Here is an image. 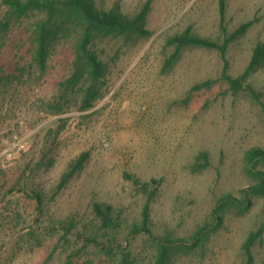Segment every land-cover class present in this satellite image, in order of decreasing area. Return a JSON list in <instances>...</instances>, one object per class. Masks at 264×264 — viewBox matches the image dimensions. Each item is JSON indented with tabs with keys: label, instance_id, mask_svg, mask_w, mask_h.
<instances>
[{
	"label": "rangeland",
	"instance_id": "obj_1",
	"mask_svg": "<svg viewBox=\"0 0 264 264\" xmlns=\"http://www.w3.org/2000/svg\"><path fill=\"white\" fill-rule=\"evenodd\" d=\"M146 2L149 36L94 39L106 72L102 97L87 110L76 96L59 98L60 83L73 71L72 26L59 30L62 18L54 22L42 68L34 33L41 15L7 17L0 38V264H116L117 246L108 254L79 237L93 221L95 201L115 209L122 223L117 243L133 263L150 264L154 249L147 237H127L146 197L126 175L158 181L149 216L155 233L188 241L198 227L213 230L204 244L173 252L167 264L246 263L242 244L264 221V198L252 197L246 210L229 208L220 220L212 210L223 194L240 197L254 183L245 155L264 149L262 107L249 91L229 90L215 49L186 47L167 65L174 51L167 38L188 29L222 43L248 23L225 55L227 73L236 77L264 42V0H95L98 7L116 3L127 15ZM5 13L0 0V18ZM208 79L215 81L210 88H193ZM247 83L264 101V64ZM59 100L58 112L50 104ZM82 153L88 154L82 169L58 188ZM257 167L264 171V164ZM71 219L76 226L66 238L58 222ZM251 254L252 264H264V233Z\"/></svg>",
	"mask_w": 264,
	"mask_h": 264
},
{
	"label": "trees",
	"instance_id": "obj_2",
	"mask_svg": "<svg viewBox=\"0 0 264 264\" xmlns=\"http://www.w3.org/2000/svg\"><path fill=\"white\" fill-rule=\"evenodd\" d=\"M6 8L5 16L0 18V38L7 29V17L16 15L24 17L28 12H37L40 18L35 22L34 33L37 42L36 58L43 68L47 58L49 41L55 35L54 22L60 20L57 26L59 30L64 28L67 23L73 28V71L66 79L60 83L59 98H66L72 95L81 110H87L94 106L95 102L102 97L100 89L102 79L105 76L106 67L93 49V41L98 35H137L147 37L150 31L145 28V18L149 10V2H146L141 9L133 15H127L120 11L118 5L112 7H98L95 0H2ZM221 14H223L221 8ZM248 23L241 25L236 31L227 36L222 43L192 34L188 29L180 34L167 38V44L174 47L171 57L166 61H171L179 54L180 50L186 47H200L215 49L219 51L224 63L223 79L228 83V88L234 94L239 91H249L254 100L262 107L264 113V101L261 100V93L257 92L247 79L250 74L264 64V42L258 43L252 50L250 60L242 73L233 77L227 73V61L225 58L229 44L242 34L247 28ZM214 80L208 79L194 85L195 90L210 88ZM60 100L50 104V107L61 111ZM44 156L42 159H45ZM88 154L82 153L76 160L69 164L68 168L60 177L58 188L64 187L72 177L82 169ZM208 155L201 152L198 159H203L207 163ZM246 172L253 179L254 183L247 188L240 190V197L231 193L220 196L212 210L214 219H219V213H223L229 208L246 210L252 205V197L260 196L264 198V171L258 169V164H264V149L253 147L246 152ZM51 163V159H49ZM204 167V165H201ZM135 184L139 185L140 191L146 197L141 210L140 221L133 223L128 230L127 237L132 235L144 234L154 249L153 261L150 264H167L171 254L179 249H192L204 244L213 231L208 226L198 227L190 236L188 241L183 238L173 237L170 233H155L150 226V204L156 194L157 180L151 179L141 182L138 178L126 175ZM35 200L41 203V195L34 192ZM93 221L84 225V231L78 233L88 245L92 244L100 251L106 250L109 254L114 247L120 251V257L116 264H134L130 254L124 252L118 244V236L122 228L119 216L115 217V209L112 205L95 201L92 204ZM264 215V213H263ZM60 226L65 229L64 237L72 228H75L74 220L69 222L60 221ZM89 227V228H88ZM264 233V221L254 231H251L242 244V250L246 256L245 264H252L251 248ZM67 238V237H66ZM64 238V239H66ZM106 239V243L102 239ZM85 243V244H86ZM115 255V254H113ZM64 264H68L66 261Z\"/></svg>",
	"mask_w": 264,
	"mask_h": 264
}]
</instances>
